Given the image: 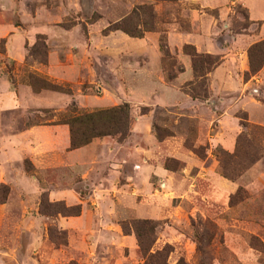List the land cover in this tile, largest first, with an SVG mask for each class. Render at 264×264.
I'll return each instance as SVG.
<instances>
[{"label":"rangeland","instance_id":"obj_1","mask_svg":"<svg viewBox=\"0 0 264 264\" xmlns=\"http://www.w3.org/2000/svg\"><path fill=\"white\" fill-rule=\"evenodd\" d=\"M243 2L210 8L198 0H0V74L34 92L82 94L65 106L57 100L59 109L24 112V125L67 118L73 103L80 111L128 103L130 117L125 137L113 136L125 146L112 157H83L86 170L69 157H23L13 165L0 182V264H264V124L250 121L238 104L243 95L264 104V79L234 88L224 102L213 98L217 115L229 108L222 125L238 128L231 151L207 140L218 117L200 123L144 96L152 81L174 80L165 69L184 70L180 53L192 43L171 49V31L209 39L212 52L196 50L221 56L224 73L250 80L240 66L249 45L264 38V0ZM124 17L128 27L139 21L155 30L141 37L105 31ZM161 39L170 53L165 67ZM50 63L64 72L73 65V77L56 79ZM212 77L209 96L212 85L218 90L223 83L221 75ZM43 79L63 92L42 88ZM144 111L161 157L132 154L134 146H150L141 133L131 134ZM174 137L192 157L169 156L174 145L165 141ZM220 159L233 178L220 174ZM158 162L167 177L146 171Z\"/></svg>","mask_w":264,"mask_h":264},{"label":"crops","instance_id":"obj_2","mask_svg":"<svg viewBox=\"0 0 264 264\" xmlns=\"http://www.w3.org/2000/svg\"><path fill=\"white\" fill-rule=\"evenodd\" d=\"M238 1L243 2L244 0ZM198 2L200 7L214 8V6L221 3V0H198ZM242 4L248 9L251 19H258L252 16L251 10L246 3L243 2ZM171 34H174L172 35L173 37H175V35L176 37L178 36V39L175 37L176 40L174 44L169 42L171 49H179L184 42H191L198 51L212 52L210 47H208L210 45L209 39L193 38L189 37L190 34L174 33L172 31L169 33V37H171ZM249 42L252 43L254 41L252 39ZM243 57L244 59H242L240 72L248 70V61L245 56ZM180 59L184 64V70H182L171 82L166 80L152 81L149 88L150 90H147L149 93H145L144 96H146V99L148 98L149 101H152L151 105H161L165 107L177 106L179 109L188 113L189 116L197 118L200 123L209 116L210 118L214 116L218 117L221 124L217 132L207 134V140L210 146L221 145L226 150L231 151L235 146L238 128L235 126L226 127L222 125V122L229 114V108H223L221 114L217 115L215 112V110H218L217 106H214L215 104L212 105V103H214L213 98L220 96L219 98L224 102L225 94H231L234 88L236 89L238 87L241 90L253 81H263L264 66H262L250 80L244 83L242 81L240 82V77L235 78L232 74L224 73L223 65H218L209 73V76H213L212 78L214 79L216 76L221 75L223 83L218 90L212 85L210 96L205 100H201L193 99L182 91L181 85L193 79V71L191 68V60L188 55L182 52V54L180 53ZM51 67L50 63L48 69H51ZM52 70V76L58 80L66 79L69 81L74 74L73 65L71 66V70L65 69L66 72L54 68ZM67 71L71 72L70 77L66 74ZM75 72L77 74L78 70ZM75 96L82 97V94H78L77 92L74 94L56 93L52 91L34 92L31 87L24 84H18L16 87L6 79L5 75L0 74V182L6 181L8 172H13L15 168L13 165H21L23 157H69L77 160V164L80 168L86 170L87 161L83 157H95L97 153H101V157H112L115 150H119L125 146L128 142L127 140L116 143V139L108 135L94 138L83 146L70 148V132L67 124L48 122L45 124L24 125V112L33 114L34 112H38L41 108L57 107L54 109H59L61 107L56 106L57 100H62L65 106L67 103L75 100ZM243 96L244 98L241 96L240 103H238L240 108L248 113L247 115L250 121L257 124H264V104L254 97L247 101L245 100V95ZM184 103H187L189 107H184ZM149 120L150 115L144 114V116L136 117L132 122L131 134L137 132L141 133L145 140L148 141V144H150L149 147L143 148L134 146L132 150L133 156L135 154L138 156L142 155V157H147L148 159L150 157H161V153L159 155L156 154V151H154L155 149L152 148L154 136L150 127L147 128L146 126ZM165 142L174 145V151L173 153H169V156L192 157L188 150L179 145L180 141L178 142L176 137L167 139ZM146 161L149 163V160ZM111 165L113 164L111 163ZM146 168L147 167H145V169ZM107 169L110 174L116 172V170L111 167H107ZM146 171L148 174L153 172L164 178L167 177L169 172L160 165L159 162L158 164H154V166H150Z\"/></svg>","mask_w":264,"mask_h":264},{"label":"trees","instance_id":"obj_3","mask_svg":"<svg viewBox=\"0 0 264 264\" xmlns=\"http://www.w3.org/2000/svg\"><path fill=\"white\" fill-rule=\"evenodd\" d=\"M139 8H144V6L141 5ZM132 13L135 14V10H133ZM136 15L138 16V14ZM128 22H130L129 17H124L121 20L108 25L105 28V31L121 30L132 37H141L145 31L155 30L154 27H143L144 23H140L139 21L135 22L134 27L131 28L127 26ZM159 49L162 53V66L165 67V59L170 57V53L167 44L163 41V39L160 40ZM1 50L3 51L2 46ZM182 51L190 57L193 79L183 84L181 88L191 98L205 100L209 97V88L207 86L208 75L222 62V57L212 53L198 52L195 46L190 43H185ZM247 61L248 70L244 72V80H247L251 76L255 75L262 68V66H264V38L249 45L247 49ZM165 70L167 79L172 80L176 77L177 72L182 71V67L177 66L176 70ZM11 78L12 77L10 76V79ZM42 81V88L62 91L59 85L54 83H45L44 79ZM30 85L33 87L32 83H30ZM68 93H70V91H68ZM69 111V117L58 118L51 120L50 122L68 125L70 132V148L83 146L92 141L94 138L108 135H119L118 139L121 140L125 137L129 129L130 117L128 103L91 111H80L73 103L70 106ZM145 113L146 111L142 112V114ZM50 119L52 118H49V120ZM219 150L224 152L221 147H219ZM225 155L230 156L231 154L226 152ZM230 158L231 157H228L226 164L230 161ZM223 161L224 160L220 159V174L228 178H233L234 174L227 172L226 165H221ZM138 242L144 251L145 249H143L140 235H138Z\"/></svg>","mask_w":264,"mask_h":264}]
</instances>
